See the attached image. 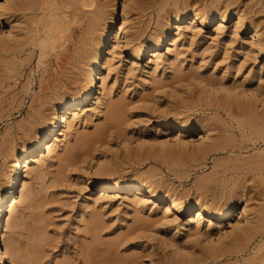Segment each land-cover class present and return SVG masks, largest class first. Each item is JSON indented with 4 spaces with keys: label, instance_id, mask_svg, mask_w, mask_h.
Wrapping results in <instances>:
<instances>
[{
    "label": "rangeland",
    "instance_id": "1",
    "mask_svg": "<svg viewBox=\"0 0 264 264\" xmlns=\"http://www.w3.org/2000/svg\"><path fill=\"white\" fill-rule=\"evenodd\" d=\"M182 1L204 13L212 3L220 9L227 4L228 8H240L244 27L235 28L234 16L223 24L222 32L216 31V20L209 25L195 24L192 31L186 28V21L180 25L184 31L169 64H149L150 47L138 62L121 47L116 50L108 68L102 69L103 84L101 79L97 81L95 104L79 112L67 141L58 142L50 157L43 160L40 177L32 173L38 166L36 162L22 174L19 189L29 185L33 197L30 206L25 202L16 205L17 222L7 227L21 246L16 264H241L259 254L255 248L264 240V125L259 126L260 133L250 134L252 118L243 117L240 112L245 99L231 96L234 104L219 109L201 94L212 83L218 90L234 87L255 99L264 98V84L260 83L264 77L258 75L264 59L250 45L252 26H258L264 38V0H94L91 7L81 9L79 20L48 51L37 44L42 31L37 27L35 12L9 14L11 25L32 37L24 33L23 40L19 35L22 33L14 29V39L22 45L10 43L7 49L0 50V185L8 171L7 154L29 145L41 131L52 112L55 92L81 90L84 66L78 54L96 41L92 35L93 40L87 43L90 47L81 44L91 16L87 12L93 8L104 10V24L95 34L100 35L109 25L108 16L115 6L114 25H120L123 14L133 44L138 46L154 36L158 19L172 17L179 11ZM28 26H32L31 30L37 27L39 32L33 35L28 34L30 29L22 31ZM8 30L0 17V34L6 36ZM167 52L168 45H164L161 54L166 56ZM190 74L203 81H192L186 86L183 78ZM211 95L223 100L225 93ZM92 108L95 109L91 115L87 110ZM178 118L216 125L211 126L209 136L217 141V150L206 154L194 151L199 142L195 130L182 133L190 143L187 147L157 144V138L172 143L175 137L170 130L156 129L157 122L169 123ZM242 121H248L245 137H241L238 127ZM95 169L99 170L94 176L116 180L133 174L149 175L159 195L174 196L183 206L196 198L218 207L226 202L228 189H241L244 183L241 190L250 192L246 204L251 210H244L246 217L238 220L241 224L244 219L248 221L241 229L244 236L241 232L239 236L225 232L227 239L221 243L216 240L219 237L214 229L204 240L201 234L179 226L192 215L176 216L170 212L164 218L161 212L151 211L154 206L162 210V204L147 198H141V207L133 210L129 193L120 197L111 194L93 203L92 197L103 196L90 181ZM243 206L240 203L235 208ZM93 217L98 222L96 230L88 228ZM29 223L34 228L36 224L37 230H25ZM165 240L178 244L177 254L166 246ZM219 247L224 252H217ZM212 249L216 253L214 250L211 254ZM149 253L154 256L148 258ZM5 264L12 263L6 258Z\"/></svg>",
    "mask_w": 264,
    "mask_h": 264
},
{
    "label": "bare ground",
    "instance_id": "2",
    "mask_svg": "<svg viewBox=\"0 0 264 264\" xmlns=\"http://www.w3.org/2000/svg\"><path fill=\"white\" fill-rule=\"evenodd\" d=\"M60 1L61 0H0V4H4L7 9L5 10V8H0L1 21H4V23H6L9 27L6 36L0 34V50L7 49L10 43H12L14 46H19L21 44L19 42L20 40L18 41V39H14V29L16 30L17 28L14 27L15 25H11L13 21H10L9 14H11L12 12L18 13L24 11L22 13L24 14L25 11H32L36 13H34V17L38 16V19L36 21L39 23V25L37 27L42 31V36H39V39L36 41L44 51H48L55 47V41L62 37V33H65L67 29L69 30V26L79 20V14L82 12L81 9L91 7L94 4V0H70L68 2L67 0H64V2L61 1V3ZM192 5L193 4L182 1L181 8H179V11L177 13H174L172 17L170 16L166 19H158L156 22V27H158V29L155 30L154 36H151V38H148L144 43L138 46L133 44L134 40L128 26L124 22L125 19L123 18V14L120 25H114L115 6L111 8L112 12L109 13V16L107 15L109 17V25L102 29L103 31L100 35L95 34L96 32L100 31L99 27L104 24L101 22L105 20V17L102 20V14L104 13H102L101 10L103 9L98 10V4V6H96L98 8L97 10L93 8L94 10H90L89 12H87L91 16L89 17V19L87 18L88 23L86 24L85 31L83 32L85 33V36L81 39V44L84 46L86 45L85 47H87V45L88 47L91 46V48L89 49L84 47L85 49H83L82 52L78 54V59L84 66L82 68L83 79L81 90L77 93H68L62 90H58L57 92H55V96L52 98L53 104L50 107V109H52V112L50 116L46 117V122L41 131L37 135L35 134L34 137H32L31 143L29 145L21 146L18 149H12L10 153L7 154L9 158L6 163L8 171L6 172L7 174L5 179L3 180V183L0 185L2 187V190H0V228H2V231H0V264H5L6 258H8L12 264H16L20 259L19 257L21 253V246H19L15 238L10 235V233H8L7 227L9 225L15 226L17 222L14 213L15 207L18 203L25 202L29 206L32 204L31 201L33 196L30 186L28 185L23 189H19V184L21 182L23 172H27V170H29L31 166L36 162L38 166L32 171V173L34 177H40L43 160L47 157H50V155L54 151L55 145L58 142L67 141L66 139L68 133L72 128L73 121L75 120V118H77L79 112H81L89 104H95L97 81L98 79H101L103 84L105 79L102 77V69L108 66L109 62L111 61V56L119 47L125 50L126 53L130 54L134 58V62H138L145 55L147 48L150 47L152 51L150 53L149 64L157 66L160 63H171L172 57L176 55L177 49L180 45V37L184 31V28H182L180 25L182 23H185L186 21V28H189V31H192L195 24L209 25L216 20L218 22L216 31L222 32L224 27L223 24L227 23V21L234 16L235 28L243 29L244 27L245 19L240 13V8H228V6L230 5L227 4L224 9H220L218 8L216 3H212L210 5V9L206 13H204L197 8H192ZM69 14H71V16ZM28 15L29 14H27V16H24L28 17ZM36 21H33V23H35ZM29 27L31 28L32 26H28V29L24 28V30L20 28V30L29 31ZM37 27L36 29L34 28L35 30L33 29L34 31L31 30V28L28 34L30 32H33L34 35V32H39ZM257 27L252 26L251 28L252 35L250 37V45H252L255 48L257 54L262 55L264 59V38H262V33L259 32V29H257ZM111 28L112 30H110ZM18 31L19 30L17 29V31L15 32ZM21 33L22 34L19 33V35H22L24 40L25 32ZM92 35L93 37L95 36L94 38L96 39V41L92 44L90 43L91 45L89 46V44L87 43L90 41V39L93 40L91 37ZM26 37L29 38L32 37V35H28ZM106 43H110V45L106 46ZM164 45H168V52L166 56L161 54V49ZM262 63L263 64H261V66L258 68V75L262 74L261 77L263 78L264 60ZM260 78L258 79L260 80ZM183 80L187 82L186 86H189L192 81H196V83H201L203 81L200 76H194L192 74L185 76ZM262 86L263 85H261V87ZM201 87L205 88L206 85L201 84ZM205 90L206 92L204 91V93L201 94L202 97L211 102L216 108L232 106V104H234L233 100L231 99L232 97H237L239 99L241 98L243 100L245 99V104L242 103V105L240 102V104L242 105L240 106L241 115H243V117L247 115L252 118H250L252 122L250 121L251 123H249L250 134H258L259 126L264 125V98L259 99L257 97V100V98L255 99L253 95L251 96L250 94L244 93L243 91H235L234 87L218 90L212 83H208V87ZM219 92L225 93L223 100H217L211 95L218 94ZM262 93L264 94V92ZM94 109L95 108H92L87 111H89V114L92 115L94 114ZM188 122L189 121L187 119L180 118L174 119V121L169 123L160 121L157 122V125L155 126L156 129L163 128L165 130H170L174 133L175 137H173L172 143H170L168 140L159 138H157L155 142L163 147H187L190 145V143L185 140L186 136H183L182 133H188L192 130H195V132H197V134L199 135V142L196 143V145L193 147L196 149L194 151H197L200 154H206L207 152L218 148V145L216 143L217 141L215 142V139H212V137L209 136V132L212 131L211 126L215 127L216 125L208 121L203 125L199 124V122L196 121L189 122V124ZM247 123L248 121H242L241 124L238 123L239 129L241 128V137H245L246 134H248L246 128L248 126L245 127ZM100 157L101 156H99V158ZM99 158L97 159V161L99 160ZM256 161L258 162V160ZM247 165H249L250 167V164ZM98 170L99 169H95L93 174H91L92 176L90 177V181L94 184L96 190L102 192L103 196L100 195L98 197H92L91 199L93 203H95L99 198H107L111 194L120 197V194L129 193L130 197L133 200L132 207L134 209H132L137 210L142 205L141 198L157 200L162 204V210L158 209L157 206H154L153 208H151L152 212L159 211L158 213L161 212L164 218L170 212L176 216L177 214L192 215L188 222L182 225L179 224V226H181V228L185 229L187 232L192 231L201 234L202 237H204V240L208 239V235H210L211 233L210 231L214 229L216 230L218 237L224 236L225 232L231 234L238 233L239 236L241 235L239 233L241 232L243 226L248 223L247 219H244L242 224L238 221L239 219L246 217L245 212H243L244 210L248 212L251 211L247 209L246 204L250 200V192H243V190H241L244 187V183L242 184L241 189L239 188L240 186H237L238 189L236 187L228 189L226 202L218 207H212L209 200L200 201L196 198L188 202L186 206H183L182 202L174 196L159 195L157 193L156 187L154 186L156 183L151 179V176L149 175L133 174L131 176H125V178L121 180H116L114 178H100L94 176L95 171ZM242 171H244V169ZM247 179L248 178H246V181ZM240 203L244 205L243 208L236 209L235 207ZM8 218H11L9 222H7ZM96 220L97 219L93 217L91 222H89V229L95 228L96 230V227L98 226V222ZM20 223L21 222H19V224ZM32 224L29 223L25 227V230L27 229L28 232L34 231L37 226L35 224L34 228ZM227 228L229 231L225 230ZM28 234L30 235V233ZM165 244L170 250H172L173 253H178L176 250L178 244L176 242L172 240H165ZM84 249L89 250V248L86 249V247ZM220 249L217 252H224V248L221 250ZM214 250L212 249L211 254H213ZM255 251H257V253L259 254L252 255L250 259L243 260L241 264L264 263V240L255 248ZM214 253H216V250ZM219 253L216 255L220 256ZM180 254L181 253H179V255ZM153 256L154 255L152 253H149L148 258H152Z\"/></svg>",
    "mask_w": 264,
    "mask_h": 264
},
{
    "label": "snow or ice",
    "instance_id": "3",
    "mask_svg": "<svg viewBox=\"0 0 264 264\" xmlns=\"http://www.w3.org/2000/svg\"><path fill=\"white\" fill-rule=\"evenodd\" d=\"M0 8H5V10H7L4 4H0ZM261 83H264V81H261ZM0 231H2V228H0ZM226 239H227V234H225V235L222 236V237L216 238V240L219 241V242H221V243H222L224 240H226ZM184 254L187 255V253H184Z\"/></svg>",
    "mask_w": 264,
    "mask_h": 264
}]
</instances>
